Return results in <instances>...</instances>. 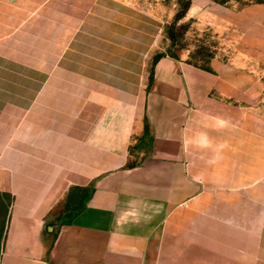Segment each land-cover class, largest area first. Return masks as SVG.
Here are the masks:
<instances>
[{
  "label": "crops",
  "instance_id": "0c3cea01",
  "mask_svg": "<svg viewBox=\"0 0 264 264\" xmlns=\"http://www.w3.org/2000/svg\"><path fill=\"white\" fill-rule=\"evenodd\" d=\"M143 30L114 0H0V264H264V200L218 195L190 151L247 78L153 64Z\"/></svg>",
  "mask_w": 264,
  "mask_h": 264
},
{
  "label": "rangeland",
  "instance_id": "374dc122",
  "mask_svg": "<svg viewBox=\"0 0 264 264\" xmlns=\"http://www.w3.org/2000/svg\"><path fill=\"white\" fill-rule=\"evenodd\" d=\"M114 1L144 27L143 35L151 33L144 55L152 63L168 56L247 78V88L238 81L236 89H218L193 120L191 159L218 195L264 200V0Z\"/></svg>",
  "mask_w": 264,
  "mask_h": 264
},
{
  "label": "trees",
  "instance_id": "16d2710c",
  "mask_svg": "<svg viewBox=\"0 0 264 264\" xmlns=\"http://www.w3.org/2000/svg\"><path fill=\"white\" fill-rule=\"evenodd\" d=\"M160 58V56L155 57L153 60V64ZM80 207L69 208L68 206L65 208V214L61 218L62 222L68 223L70 220L79 212Z\"/></svg>",
  "mask_w": 264,
  "mask_h": 264
}]
</instances>
